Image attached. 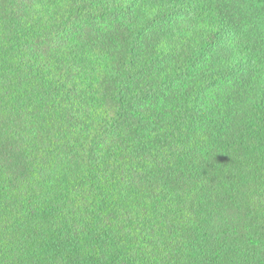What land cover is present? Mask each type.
Listing matches in <instances>:
<instances>
[{
	"label": "trees",
	"instance_id": "obj_1",
	"mask_svg": "<svg viewBox=\"0 0 264 264\" xmlns=\"http://www.w3.org/2000/svg\"><path fill=\"white\" fill-rule=\"evenodd\" d=\"M0 264H264V0H0Z\"/></svg>",
	"mask_w": 264,
	"mask_h": 264
}]
</instances>
